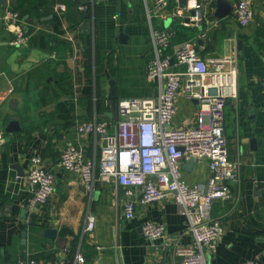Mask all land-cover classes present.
Wrapping results in <instances>:
<instances>
[{"label":"crops","instance_id":"0c3cea01","mask_svg":"<svg viewBox=\"0 0 264 264\" xmlns=\"http://www.w3.org/2000/svg\"><path fill=\"white\" fill-rule=\"evenodd\" d=\"M7 1L0 4V14L24 0ZM25 1L34 18L16 11L28 41L13 44L11 32L0 25V264H73L78 250L86 264H179L172 246L190 242L191 236L184 233L186 216L172 196L139 204L127 219L123 187L115 179L98 180L90 190L79 173L59 165V158L69 143L78 141L77 123L95 117L117 121L111 78L117 80V99L156 93L146 76L154 56L152 26L176 27L174 43L198 37L202 26L155 14L149 18L153 0H92L86 5L81 0ZM236 2L218 0L227 7L219 17L214 14L217 0H202L207 16L218 19L204 54L223 55L234 42L238 48V97L226 104L224 133L230 159L239 162V178L230 182L233 197L214 204L212 214L223 221L224 230L208 262L264 264V0H252L255 18L248 26L237 20ZM56 3L66 4V10ZM186 3L170 0L168 8ZM176 104L170 125H191L197 102L180 91ZM11 120L20 129L7 130ZM82 142L87 156L96 157L93 138L85 136ZM34 156L55 172L56 190L30 209L27 173ZM182 167L187 182L206 185L207 159L192 165L186 159ZM88 212L97 218L91 231L85 230ZM147 220L166 225L164 238L144 234Z\"/></svg>","mask_w":264,"mask_h":264},{"label":"built area","instance_id":"2783aa9c","mask_svg":"<svg viewBox=\"0 0 264 264\" xmlns=\"http://www.w3.org/2000/svg\"><path fill=\"white\" fill-rule=\"evenodd\" d=\"M153 2L149 18L155 14L203 29L196 38L174 43L176 27L152 26L154 56L147 64L146 76L155 83L156 93L119 98L115 123L98 117L77 123L78 141L63 149L59 165L79 173L90 190L98 180L115 179L123 187V214L127 219L135 216L139 204L172 196L186 216L184 233L191 236L190 242L177 241L172 246L179 264H209L208 258L224 230L223 221L212 214L214 204L233 197L230 182L239 178V162L230 159L224 133L226 104L238 97V48L234 42L223 55L204 54L206 42L211 39L210 31L218 19L207 16L202 0H187L186 4L171 9L170 0ZM55 7L66 10L64 3H56ZM235 15L241 26H248L255 18L252 0H237ZM94 17L91 16L93 25ZM22 22L19 12L12 8L0 14V25L11 32L13 44L30 38L24 33ZM211 88H216L215 94L210 92ZM180 91L197 101V113L191 125L175 127L170 124L177 113ZM85 136L94 140L98 150L94 158L86 154L82 142ZM0 140H3L1 131ZM191 156L207 159L210 175L206 185L189 183L183 178L182 163ZM27 182L32 190L30 209L46 202L56 190L55 172L43 164L40 156L33 157ZM96 221V215L88 212L85 230H93ZM142 228L151 239L164 238L167 231L165 224L150 220ZM14 264L31 262L19 260ZM73 264H86L80 250ZM239 264L255 262L245 260Z\"/></svg>","mask_w":264,"mask_h":264},{"label":"water","instance_id":"95a60500","mask_svg":"<svg viewBox=\"0 0 264 264\" xmlns=\"http://www.w3.org/2000/svg\"><path fill=\"white\" fill-rule=\"evenodd\" d=\"M92 0H81L82 4L83 5H86V4H89L91 3ZM8 1L7 0H0V4H7ZM223 5V7H222ZM226 6H224V4H218V0H217V3H216V10L214 12V14L216 16H219V17H223L224 14H225V8ZM227 8V7H226ZM87 13V11L85 10L84 13ZM85 13V15H86ZM241 44H242V41L239 42V45H240V48H241ZM174 60H172L173 62ZM110 85H111V92H110V99H111V108H112V112H114L116 118L118 119V112H117V101H118V87H117V80L115 78H111L110 79ZM210 92L212 94H215L216 93V88H211L210 89ZM197 102V101H196ZM20 129V125H19V122L17 120H11L10 121V124L9 126L7 127V130H18ZM198 160L197 157H194V156H191L189 158V165H192V164H195V162ZM19 171H20V167H18L17 165L15 166ZM50 233H54L53 230L50 231ZM34 264H37V263H34Z\"/></svg>","mask_w":264,"mask_h":264},{"label":"trees","instance_id":"16d2710c","mask_svg":"<svg viewBox=\"0 0 264 264\" xmlns=\"http://www.w3.org/2000/svg\"><path fill=\"white\" fill-rule=\"evenodd\" d=\"M25 2H27V1H21V3L18 5V6H16V7H14L13 9L14 10H18L19 12H20V14L22 15V17H24L26 14H30V16H29V18L30 19H32V18H34L33 17V13L28 9V6L27 7H25ZM29 5V4H28ZM32 13V14H31ZM40 16V15H39ZM35 37V36H34ZM34 37H33V39H34ZM32 39V40H33ZM31 40V41H32ZM99 57H100V55L97 57V63H96V65H98V63H99ZM101 61V60H100ZM101 65V64H100ZM102 66V65H101ZM98 67V66H97ZM100 67V66H99ZM101 119H103V118H101Z\"/></svg>","mask_w":264,"mask_h":264}]
</instances>
